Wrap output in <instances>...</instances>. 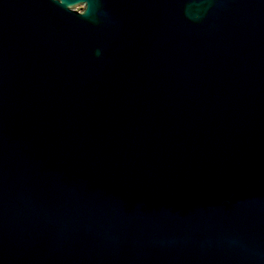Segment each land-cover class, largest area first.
Segmentation results:
<instances>
[{
  "label": "water",
  "instance_id": "obj_1",
  "mask_svg": "<svg viewBox=\"0 0 264 264\" xmlns=\"http://www.w3.org/2000/svg\"><path fill=\"white\" fill-rule=\"evenodd\" d=\"M0 264H264V0H0Z\"/></svg>",
  "mask_w": 264,
  "mask_h": 264
}]
</instances>
